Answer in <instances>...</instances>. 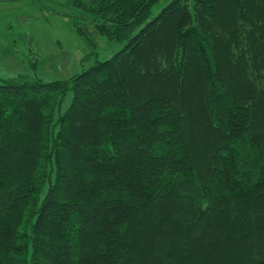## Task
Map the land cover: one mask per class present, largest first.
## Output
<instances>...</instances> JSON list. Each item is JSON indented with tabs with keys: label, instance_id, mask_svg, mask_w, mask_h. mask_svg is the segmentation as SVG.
<instances>
[{
	"label": "trees",
	"instance_id": "trees-1",
	"mask_svg": "<svg viewBox=\"0 0 264 264\" xmlns=\"http://www.w3.org/2000/svg\"><path fill=\"white\" fill-rule=\"evenodd\" d=\"M157 1L70 0L121 46L0 76V264H264V0Z\"/></svg>",
	"mask_w": 264,
	"mask_h": 264
},
{
	"label": "rangeland",
	"instance_id": "rangeland-1",
	"mask_svg": "<svg viewBox=\"0 0 264 264\" xmlns=\"http://www.w3.org/2000/svg\"><path fill=\"white\" fill-rule=\"evenodd\" d=\"M168 0L153 4L152 15ZM250 1V0H249ZM70 0H0V76L27 72L42 80L67 77L92 64L96 58L109 56L121 46L100 33L90 16L76 13ZM255 5L261 6L258 0ZM250 9L253 7L250 5ZM256 7V9L258 8ZM255 9V8H254ZM87 28L85 37L74 27V16ZM194 63L188 73L193 80ZM68 91L62 102L70 101ZM199 154L203 143L196 144ZM203 171L202 161H198Z\"/></svg>",
	"mask_w": 264,
	"mask_h": 264
}]
</instances>
